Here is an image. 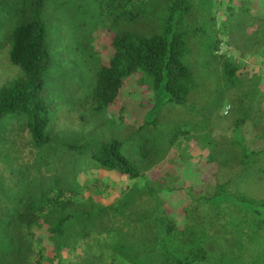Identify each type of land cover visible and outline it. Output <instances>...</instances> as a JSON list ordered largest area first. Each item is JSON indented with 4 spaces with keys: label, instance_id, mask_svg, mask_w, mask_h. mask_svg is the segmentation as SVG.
Returning <instances> with one entry per match:
<instances>
[{
    "label": "trees",
    "instance_id": "trees-1",
    "mask_svg": "<svg viewBox=\"0 0 264 264\" xmlns=\"http://www.w3.org/2000/svg\"><path fill=\"white\" fill-rule=\"evenodd\" d=\"M133 1L99 0L104 12H117L116 32L109 34L113 55L96 52L95 83H86L73 69L61 71V0H0V264H143V249L174 250L173 239L183 236L180 225L161 222L168 218L162 192L264 185V27L244 31L236 42L214 40L205 64L195 67L184 59L181 34L120 28L144 15ZM71 33L72 50L93 61L94 40L86 31ZM52 50L59 55L53 68ZM138 73L176 105L197 102L207 87L212 103L226 83L225 113H236L230 135L218 138L220 121L213 118L204 137L171 127L160 155L162 142L115 137L111 129L127 124L115 104ZM86 188H102L99 199Z\"/></svg>",
    "mask_w": 264,
    "mask_h": 264
},
{
    "label": "rangeland",
    "instance_id": "rangeland-1",
    "mask_svg": "<svg viewBox=\"0 0 264 264\" xmlns=\"http://www.w3.org/2000/svg\"><path fill=\"white\" fill-rule=\"evenodd\" d=\"M133 2L145 8L142 11L144 15L139 22L122 21L120 28L126 32L136 29L148 36L167 34L173 38L175 34H181L187 48L184 59L195 67L205 64L206 47L214 40L220 38L226 42H236L244 31L251 32L259 26L264 27V0ZM61 3L62 17L59 26L64 40L61 48V71L73 69L77 75L86 78V83H95L92 72L97 68L96 52L98 54L101 50L100 54L105 58L113 55V49L110 47L112 35L109 34L116 32L113 23L117 12L107 14L99 7V0H61ZM47 13L48 16L53 15L49 9ZM56 25L53 19L52 28ZM78 30L86 31L90 39L94 40L91 46L95 56L91 62L83 61L79 51L72 50L77 45L76 36L73 38L71 32ZM97 40H100V43ZM102 47L105 49L102 50ZM58 57L59 55L52 50L51 68L56 65ZM106 62L103 60L101 63ZM201 70L198 73L200 77L204 75ZM217 75L220 78L218 73ZM202 79L204 83L208 82L206 76ZM219 84L222 85L212 94L218 95V98L212 103L210 87H207L204 88L201 98L198 96L195 99L197 102L176 105L168 100L162 90H153L151 79L144 73L133 75L125 81L115 104L123 111L127 124L124 122L125 127L117 124L111 131L115 137L124 140L134 138L140 142L149 138L155 145L162 142L158 155L162 153V148H165L163 144L167 141L163 140L171 131V127H182L192 136L204 137L213 118L220 121V124L216 125L217 137L229 136L233 127L231 121L236 118V113L230 112L226 115L230 97L227 95V84ZM117 121L119 123L120 120ZM144 121L150 123L144 130L138 131V126ZM244 135L248 143L253 140L250 124L245 126ZM183 139L184 136L180 135L179 143ZM126 145L129 155L137 159L132 144ZM251 147L256 149V142ZM91 189L84 193H91L93 191ZM100 190L96 189L97 194L93 191L91 196L99 199L97 195H100ZM161 194L168 215V218H163L161 222L180 225L184 230L183 236L179 235L178 239H173L174 250L171 246L168 249L159 246L148 252L147 249H143V264H264V185L225 188L221 192L219 188H200L194 191L190 188H175L172 192ZM114 197H108L103 201L111 202ZM185 213L186 217L183 216ZM166 254L171 255L170 261L165 260Z\"/></svg>",
    "mask_w": 264,
    "mask_h": 264
},
{
    "label": "built area",
    "instance_id": "built-area-1",
    "mask_svg": "<svg viewBox=\"0 0 264 264\" xmlns=\"http://www.w3.org/2000/svg\"><path fill=\"white\" fill-rule=\"evenodd\" d=\"M228 109V108H227Z\"/></svg>",
    "mask_w": 264,
    "mask_h": 264
}]
</instances>
